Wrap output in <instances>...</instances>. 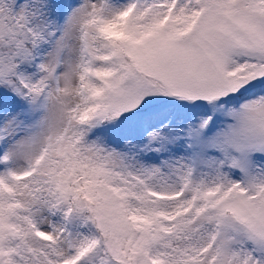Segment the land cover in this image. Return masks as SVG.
<instances>
[{
	"label": "snow or ice",
	"instance_id": "snow-or-ice-1",
	"mask_svg": "<svg viewBox=\"0 0 264 264\" xmlns=\"http://www.w3.org/2000/svg\"><path fill=\"white\" fill-rule=\"evenodd\" d=\"M0 264H264V0H0Z\"/></svg>",
	"mask_w": 264,
	"mask_h": 264
}]
</instances>
